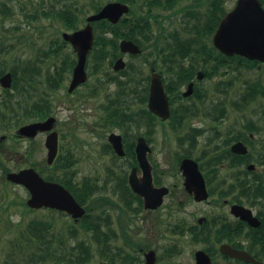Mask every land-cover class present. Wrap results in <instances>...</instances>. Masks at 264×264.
<instances>
[{
    "label": "flooded vegetation",
    "instance_id": "obj_1",
    "mask_svg": "<svg viewBox=\"0 0 264 264\" xmlns=\"http://www.w3.org/2000/svg\"><path fill=\"white\" fill-rule=\"evenodd\" d=\"M103 35L107 37L110 33ZM63 49L69 52L59 56ZM94 51L103 54L96 56L93 48L88 52L86 79L72 86L78 56L61 32L56 65L63 72L55 84L51 83L56 87L54 91L48 88L50 83L44 87L39 120H32L30 83H16V87L14 83L9 87L0 83V128L14 125L15 117H23L24 124L54 118L33 137L16 134L18 126L11 133L2 134L0 143L9 136L14 141L23 140L28 143L26 155L31 156L34 140L41 138L44 158L39 166L43 177L69 190L85 189L88 193L92 192V185L99 184L97 177L81 175L77 168L85 161L108 158V164L103 161V165L94 167L105 171V178L114 182V189H121L118 191L124 206L121 212L138 213L144 220L151 217L152 233L150 242L147 237L133 241L126 225H121L124 247L119 252L109 249L107 258L113 260L107 259L108 264H146L149 259L154 260L153 264H161L181 253L182 248L176 243L160 245L154 241L157 231L177 232L187 238L185 241L192 248L186 264H264V144L255 145L257 127L253 119L246 122L241 115L232 116V124L224 127L225 112L212 111L215 106L208 103L207 89L200 80L165 83L164 79L168 81L174 75L178 62L188 61L174 49L149 50L147 55L152 59L144 58L148 64L145 74L140 66L141 69L129 64L142 52L133 54L110 47ZM118 59L124 62L123 67L130 66L131 71H109ZM96 60L99 65L94 64ZM155 72L162 78L167 97L168 115L164 117L151 108V81ZM92 76L97 79L91 80ZM52 92L56 93V111L50 97ZM152 107L156 109L155 104ZM52 133L57 139V151L48 162L46 142ZM139 138L145 146V160L139 159L136 150ZM237 144H241L244 152L237 151ZM0 151L6 155L11 152L1 144ZM93 151H97L94 157ZM145 165L152 185L166 189L153 208L145 206L144 196L129 182L133 172L138 187L143 188L148 174L143 169ZM252 182L257 187L260 182L262 190L249 192L246 185ZM153 197L156 202L158 198ZM107 200L111 205L114 203L110 198ZM109 238L110 235L111 242ZM240 252L252 260L239 257Z\"/></svg>",
    "mask_w": 264,
    "mask_h": 264
},
{
    "label": "rangeland",
    "instance_id": "obj_2",
    "mask_svg": "<svg viewBox=\"0 0 264 264\" xmlns=\"http://www.w3.org/2000/svg\"><path fill=\"white\" fill-rule=\"evenodd\" d=\"M93 1L96 0H0V65L4 69L17 66L20 71L18 72V83H30V86L34 87L31 95L32 101L37 99L42 102L43 95H45L44 87H47V83H52L47 79V76L52 77L51 71L57 61V55L54 54L53 50L60 43L61 32L70 31L66 29L59 17L45 15L44 13L51 9H60V3H67L71 6L82 5L83 9L77 12V25L83 26L84 17L93 12V10L90 11L89 7V3ZM99 1L102 6L104 3L112 0ZM131 1H128L130 11L125 14V18L134 20V22H137V19L141 23L146 22V18L138 17L139 15L142 16L148 13L147 8L150 6L149 3L146 0ZM52 2H56V5ZM234 2L235 0H223V7L225 10H229ZM209 3L210 0H155V3L151 4L149 12L152 15H156V18L153 20V17H151L150 29L146 30L144 33L145 37L143 38L146 48L143 49L140 56L132 58L129 64L136 65V67L140 66L144 74L147 73L148 64L144 58L146 57V60L152 59V56L147 55V52L155 49L153 41L161 33L165 41L169 40L171 32H177L181 38L201 35L200 31L207 20ZM141 23L138 24L139 27L142 26ZM210 37L211 35L205 39L207 44L211 43ZM68 50L63 49L62 52L59 51V56ZM43 52H50L49 57L40 60ZM141 59H144L143 63L140 62ZM187 60L198 65L202 63L198 54L188 57ZM32 65L36 69H40L41 75H35L37 72H31ZM48 67L51 69V71L49 70V74L47 73ZM140 67L139 69H141ZM182 67L189 68V65L185 64ZM22 68L25 69V77H27L25 82L21 78ZM123 70L130 72L131 67H126ZM33 75L35 77L40 76L37 77L39 83H32L31 77ZM94 78L95 76L90 77L91 80ZM199 83H204L207 89L208 103H210V106L211 104L215 106L212 111L218 114L221 109L225 110V121L222 124L224 127L232 124V116L238 117L241 115L246 122L248 119H253L254 125L257 127L255 145L264 144V94L261 92L248 94L246 92L248 90L247 84L249 83H259L264 87V65L254 68L234 67L229 68V70H225L223 66L215 71L213 76L206 78L204 76ZM51 86L48 88H52L54 91L55 88ZM50 97L54 101L53 106L56 111V93L52 92ZM98 102L100 103V101ZM91 104L96 103L91 101ZM20 106L23 108V104ZM34 118L35 116L32 113V119ZM13 123L17 127L21 122L16 123L13 121ZM230 127L228 126V128ZM14 129L12 128L11 130ZM5 132L3 128L0 129V135L5 134ZM2 143L6 148L7 146H12L13 143H17L18 145L14 152L10 150L11 154L6 155V152L0 153V158L4 159V163L11 170H18L22 167L34 165V163L39 166L43 161L44 149L41 147V138L39 137L34 140V150H32L31 156L26 155L25 151L28 148V143L23 140H16L14 142L7 138ZM208 149L210 148L208 147ZM96 153L97 151H93L92 157L96 156ZM107 160L108 158L102 157L92 163L85 161L77 168L81 171V175L97 177L99 183L94 186L90 194L92 205L90 212L100 216L97 220L102 219L104 231L110 235L111 247L114 250L124 247L121 225H126L127 234L133 241L147 237L150 242L152 236L150 232L151 217L148 220H144L140 214L128 212L127 214L131 216L129 220V216L125 215V211L121 212V207H124L123 201L120 200V192L118 195V191H121V189L119 187V189H114V182L107 181L105 171L94 167L95 165H103V161L108 164L109 161L107 162ZM27 195V191L22 186L4 181L0 168V264H69L66 261V257L63 259V254L68 255L65 250H71V246L79 248L78 244L80 242L90 244L93 251L91 260L86 264H96L103 260L96 249L95 241L89 239L92 237V233H86L77 224V226H74L75 233H70L68 229L73 228L68 227V224H72L73 220L69 217L61 216L57 212L45 208L31 211L26 210L21 205V201L26 200ZM107 198L112 199L114 203L111 205ZM33 218L49 222L45 226L49 229L45 233V242H37L36 244L43 251L42 260L37 254L36 246L33 244H30L33 248L28 246L27 240L24 237V234H26L25 226ZM155 234L156 236L153 235V239H155L154 241H158L160 245L176 243L182 248L180 254L170 261H161V264H172L173 261H179L182 264L187 263L190 258L189 251L192 247L186 243L185 240L187 238L185 236L177 232L166 233L157 231Z\"/></svg>",
    "mask_w": 264,
    "mask_h": 264
},
{
    "label": "water",
    "instance_id": "obj_3",
    "mask_svg": "<svg viewBox=\"0 0 264 264\" xmlns=\"http://www.w3.org/2000/svg\"><path fill=\"white\" fill-rule=\"evenodd\" d=\"M127 11L128 6L126 4L119 1L108 2L98 12L87 16V23L82 28L69 34L63 33V37L72 43L78 56L77 63L73 69L72 86L86 79L84 65L86 55L93 43V27L91 22L107 19L112 23H116L120 16ZM212 42L219 51L226 55L239 54L249 59L264 62V8L261 2L259 0H236L234 7L219 21L213 34ZM119 46L124 52L136 53L140 51L139 47L129 40H122ZM123 66L124 62L118 59L114 64V69H119ZM198 76L201 78V73ZM0 83L6 87L10 86L12 83L11 74L8 72L2 75ZM151 83V108L161 114V116H167V97L163 90L160 76L153 74ZM152 104L156 105V109L152 107ZM53 119L48 118L44 122H33L22 125L18 128L17 132L20 135L33 136L37 130L49 124ZM140 140L143 141V139L139 138L136 150L139 159L143 158L145 160V146L142 143L140 144ZM46 145L48 147V162H51L57 151V139L54 133L47 139ZM237 147L239 148L237 151L244 152L245 149L241 144H237ZM116 149L119 152V148L116 147ZM143 169L148 173L143 188L138 187L137 182L134 180L133 172L130 175L129 182L135 191L144 196L145 206L153 208L160 203L161 195L166 189L155 188L150 182L147 165L143 166ZM6 178L12 183L23 185L27 189L29 193L27 205L30 208L51 207L66 211L73 218L81 217L85 212L84 208L78 204L63 185L44 180L32 167L8 172ZM203 193L205 197L206 192L204 187ZM153 196L158 198L156 202ZM238 256L245 260H252L242 252ZM153 262V259H149L146 264H153ZM98 264L107 263L100 262Z\"/></svg>",
    "mask_w": 264,
    "mask_h": 264
},
{
    "label": "trees",
    "instance_id": "obj_4",
    "mask_svg": "<svg viewBox=\"0 0 264 264\" xmlns=\"http://www.w3.org/2000/svg\"><path fill=\"white\" fill-rule=\"evenodd\" d=\"M121 1H125V0H121ZM132 1H135V0H132ZM146 1L150 5L147 8L148 13L146 15H142V16L139 15V17H138V18H146V22H144V23H141L138 19H137V22H134V20H128L125 17L122 18L116 24H111L110 22H108L106 20H101V21L95 22L94 23L95 40H94V46H93V52L92 53H95L96 56H101L103 53H101V52L98 53L97 51H94V50H96V49L100 50V49H103L105 47H110L111 49L116 51L118 49V40L120 38L131 39L135 43L139 44V46L142 49L146 48L144 43H143V38L145 37L144 33L146 32V30L150 29V26H151L150 19H152L151 17H153V20L156 18V15H152L149 12L151 10V4H154L155 0H146ZM261 2L264 6V0H261ZM52 3L56 5V2L55 3L52 2ZM59 7H61V8L57 9V10L51 9L44 14L59 17L62 20L66 29L77 28L76 27V25L78 23L77 12L79 10H82L83 6L82 5L81 6H78V5L71 6L67 3H60ZM89 7H90V11L91 10H93V11L99 10V8L101 7L100 1L96 0V1L89 3ZM225 11L226 10L223 7V0H210L208 10H207V20H206L202 30L200 31V33H202L201 35L191 36V37H187V38H181L177 32H175V33L171 32L169 40L165 41V39L162 38V35H161L162 33H161L154 39L153 46L155 48H169V49L172 48L175 50V53L181 54L180 57H183L184 55L192 56L193 53H197L198 55L206 57L207 59H209L213 56V57H216L218 60L222 59L221 62L223 63V65L228 64V68H232V67H234V65L240 66L241 65L240 61L245 62L246 63L245 65L247 67H249V66L254 67L256 65L259 66L260 63L258 61H255V60H248V59H246L244 57H240L238 55H235L232 57L225 56V55L221 54L220 52H218L216 49H214V47L211 44H207L205 42V39L207 38V36L212 35V33L214 32L219 19L222 17V15L225 13ZM139 23L142 24L141 27H139V25H138ZM105 32H110L111 36L110 37L104 36L103 33H105ZM142 32H143V35H142ZM197 36H199V37H197ZM49 53L50 52H43L41 59L40 58H37V59L44 60V58L46 59L47 57H49ZM54 54L56 55V52H54ZM99 63H100L99 60L94 61L95 65H99ZM209 67H210V65H209ZM54 68L52 71H51L50 67L47 68L48 74H49V70L52 72V77L47 76V79L49 81H51L52 83H56V81L59 79L60 73L63 72V69H60V68L54 69ZM92 68H93V65H92ZM96 68H97V66L95 67V69ZM194 68L195 67H194L193 63H191L189 65V68L181 69V67H179L178 70L176 71L175 79H173V78L169 79L168 83H180V82H182L181 80H185V79H183V75H185V71H190L191 74H193ZM10 71L13 75V83H18V78H19L18 72H20V71L18 70L17 66L15 65V66L11 67ZM3 72H4V67L0 65V74H2ZM21 72H22L21 78L25 82L26 81L25 69L22 68ZM31 72L32 73L37 72V73H35V75H38V74L41 75L40 69L39 68L36 69V67L34 65L31 66ZM37 77H40V76H37ZM37 77H35L34 75H33V77H31L32 83H39V79ZM41 105H42L41 100H35L33 102V109L34 110H32V111H33V115L35 116V118L42 116V115H40V112L42 111ZM0 168H1L2 173H3L4 181H6L5 173L7 171H9L10 169L8 167H6L4 164H2V162H0ZM40 171H42V170L40 169ZM246 186H247V190L249 192H251L252 194H255L259 190H262V184L260 182L258 184V187L255 185V182H252ZM85 187H86V185H85ZM71 190H72L73 194L75 195V197L77 198V200L79 202H81L82 204H85L86 208H87V214L81 220V222L79 223V226H81L86 233H88V232L92 233V235H91L92 237L89 239H92L93 241H95L96 249L98 250L101 259H106L107 252L111 248V243L107 238L109 236L108 233H106L104 231L102 219L97 220V219H99L100 216L90 212V208L92 206L91 201H90V194L91 193H88L87 190H85V189L80 190V191H76L72 187H71ZM21 205L26 210L31 211V209H29L26 206L25 200L21 201ZM45 226H46V224L40 219H34V218L30 219V221L25 226L26 234H24V237L26 238L25 240H27L28 246L32 247L30 244H33L36 246L37 242L38 243L39 242H42V243L45 242V240H46L45 239V233L49 231V229H47ZM68 227L73 228V229H71V228L68 229V230H70V233L71 232L75 233L74 226L69 225ZM78 245H79V248H77L76 246H71V250L66 249L65 251L67 252L68 255L63 254V259H64V257H66V259H67L66 261L69 264H86L91 260V258L93 256V251L91 249L90 244L80 242ZM73 248H75V249H73ZM76 248H77V251H76ZM35 249L37 251L39 258L42 260L43 251L40 249V246L37 245L35 247ZM31 255L34 256L33 253H31ZM107 259L113 260V257L108 256Z\"/></svg>",
    "mask_w": 264,
    "mask_h": 264
}]
</instances>
